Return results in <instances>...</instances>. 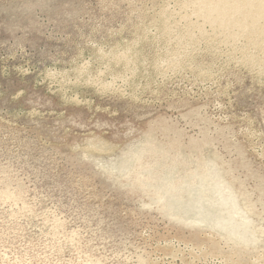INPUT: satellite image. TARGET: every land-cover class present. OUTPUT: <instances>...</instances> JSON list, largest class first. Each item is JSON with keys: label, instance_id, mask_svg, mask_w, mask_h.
<instances>
[{"label": "rangeland", "instance_id": "obj_1", "mask_svg": "<svg viewBox=\"0 0 264 264\" xmlns=\"http://www.w3.org/2000/svg\"><path fill=\"white\" fill-rule=\"evenodd\" d=\"M182 1L0 0V264H264V52Z\"/></svg>", "mask_w": 264, "mask_h": 264}, {"label": "bare ground", "instance_id": "obj_2", "mask_svg": "<svg viewBox=\"0 0 264 264\" xmlns=\"http://www.w3.org/2000/svg\"><path fill=\"white\" fill-rule=\"evenodd\" d=\"M181 4L192 5L190 12L195 20L188 19L182 11L187 27L177 38V44L187 40L190 45L199 39L225 42L240 47L244 58L250 59L264 52V0H183ZM206 25L210 27L208 31L204 29ZM171 28L167 32L172 34Z\"/></svg>", "mask_w": 264, "mask_h": 264}]
</instances>
